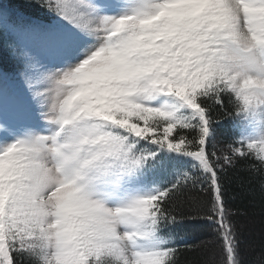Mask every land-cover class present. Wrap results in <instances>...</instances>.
<instances>
[{"label": "snow or ice", "instance_id": "1", "mask_svg": "<svg viewBox=\"0 0 264 264\" xmlns=\"http://www.w3.org/2000/svg\"><path fill=\"white\" fill-rule=\"evenodd\" d=\"M37 2L93 42L8 43L47 126L18 129L0 106V264H264L245 258L250 226L264 229V136L225 150L216 133L264 122V0H136L120 15ZM181 157L195 163L166 186L108 203Z\"/></svg>", "mask_w": 264, "mask_h": 264}, {"label": "rangeland", "instance_id": "2", "mask_svg": "<svg viewBox=\"0 0 264 264\" xmlns=\"http://www.w3.org/2000/svg\"><path fill=\"white\" fill-rule=\"evenodd\" d=\"M95 2L97 4L105 5L122 3V7L109 8L106 13L108 15H120L125 12H130L135 6L136 0H95ZM41 19L47 20L48 23H54L53 25L48 26L49 28L56 30L44 32L37 31L33 38L21 41L19 40V43H22L21 47H45L50 44L54 37L65 36L71 33L80 36L82 40L93 42V38L85 37L78 28L73 27L72 24L62 19L55 12H51L48 16ZM0 20L5 22L2 13H0ZM81 59H83V57H81ZM72 62L77 63L78 61L75 59V57H73ZM18 74L19 73L15 74L13 78L5 77L4 75L0 74V106H2L5 113L11 117L12 123L18 129H21L24 124L29 122L40 128L46 127V122L31 111L30 98L24 91ZM254 119L257 121L256 125L249 123L247 120L243 121V125L240 129L239 139L244 138L245 136L250 138H259L260 136H264V122L261 121L259 116L255 117ZM9 139L11 140L12 138L9 137ZM2 142V138H0V143ZM180 159L183 161V163L178 165L175 170H170L167 173H161L159 171H147L145 178L139 185L132 186L120 198H109L108 203L110 205L117 204L121 199L126 198L127 196L145 194L147 192L154 191L155 188L161 185L166 186V183L170 179V181H173L176 178L177 173L186 171V169L192 163H195V161L187 157H181Z\"/></svg>", "mask_w": 264, "mask_h": 264}, {"label": "trees", "instance_id": "3", "mask_svg": "<svg viewBox=\"0 0 264 264\" xmlns=\"http://www.w3.org/2000/svg\"><path fill=\"white\" fill-rule=\"evenodd\" d=\"M48 8L42 6L37 0H0V13L5 22L0 20L3 24V29L0 30V72L7 77L13 78L15 74L19 73L21 65L17 59L12 55L8 43L15 42L18 46V38L16 33L7 28L9 22H22L21 16L29 20H42L51 13ZM243 125V121L234 120L232 118H225L222 120L216 128L218 145L225 150L228 148V144L234 140L239 139L240 129ZM193 163L186 169V171L192 168ZM171 180V179H170ZM168 181L167 183L171 182ZM166 183V184H167ZM236 192L230 193V196L234 197ZM189 223H204V222H189ZM250 232L253 233L251 239L254 241L252 247L245 249V258L248 260L259 259L264 247V229L261 228L259 221H256L250 226ZM198 238H205V234L200 235ZM187 242H192L190 238ZM192 257L190 255L185 256L186 261H190Z\"/></svg>", "mask_w": 264, "mask_h": 264}, {"label": "clouds", "instance_id": "4", "mask_svg": "<svg viewBox=\"0 0 264 264\" xmlns=\"http://www.w3.org/2000/svg\"><path fill=\"white\" fill-rule=\"evenodd\" d=\"M219 23H220L222 29L226 30V28H227V22H226L225 20H221V21H219ZM259 24H260L261 27H264V20H261V21L259 22ZM241 27H243V17H241ZM129 30H130V31H134V30H136V29H135V27H134L133 25H130V26H129ZM241 35L246 36V35H247V32L244 31V32L241 33ZM145 42H147V41H145ZM119 46H120V45L117 44V47H119ZM104 55H105V56H111L112 53L109 52V53H105ZM50 211H51V209H50Z\"/></svg>", "mask_w": 264, "mask_h": 264}]
</instances>
